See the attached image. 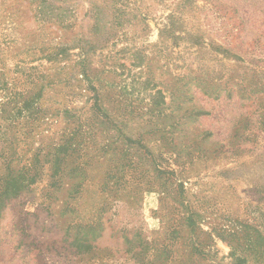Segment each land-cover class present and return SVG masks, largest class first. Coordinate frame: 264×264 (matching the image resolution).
I'll return each instance as SVG.
<instances>
[{"label": "rangeland", "instance_id": "obj_1", "mask_svg": "<svg viewBox=\"0 0 264 264\" xmlns=\"http://www.w3.org/2000/svg\"><path fill=\"white\" fill-rule=\"evenodd\" d=\"M75 129L70 196L55 155ZM103 208L101 250H50L44 229ZM40 257L264 264V0H0V264Z\"/></svg>", "mask_w": 264, "mask_h": 264}, {"label": "trees", "instance_id": "obj_2", "mask_svg": "<svg viewBox=\"0 0 264 264\" xmlns=\"http://www.w3.org/2000/svg\"><path fill=\"white\" fill-rule=\"evenodd\" d=\"M179 98L173 99L172 97L171 103L178 102V105H180L181 100H182V105L184 106L185 101L193 100L194 96L192 95V98L191 96L189 97L186 96V98H183V99H181V97ZM219 98H221V96ZM97 105H98V99L95 98L92 108L99 111ZM194 110H195L194 112L192 110L185 111L188 119H190L192 116H195L196 117L195 120H197L199 116L201 115H204V116L209 115V113L205 112L203 109L195 108ZM92 136L95 137L92 131H90L91 140H93ZM83 137L84 135L80 132L79 129H75L74 132H70V135L68 136V141L65 142L64 145H59L56 151V155H55V174L58 177L61 176L60 180L58 181V183L60 182L59 189L63 188V179L67 177L66 174H68V176L72 177L73 179L72 184L70 185V193H69L70 196L75 195L77 193L78 194L81 193L82 189L84 188L88 180V175H85L87 168H88V164L81 165V166L80 164H77L75 167H73V169L67 171V168H68L67 157L69 155V152H72L75 154V152L81 151L82 145H84L86 150L90 149L88 145L85 144ZM77 140H80V141H77ZM105 147H107V145L97 148L95 152H98L100 155L103 156L102 151H103V148ZM135 147H137L138 149L146 150V145L143 141H139V143H137ZM89 154L90 152H88L86 156H88ZM89 159H94V158L90 157ZM113 179H114L113 185L116 188L123 185V182L121 183L122 178L119 179V178L113 177ZM108 183L109 181L102 184V186H104V190H107L109 186ZM67 209L69 210L65 211V213L67 212H68L67 214L71 213L70 216H75V214L78 213V211H76V209L73 208V206L71 207V205L68 206ZM101 213H102V217L98 219L99 220L97 222L98 224L83 225L82 223H77V221L73 219L72 221H70L71 223L67 225L65 224L60 227L50 228V229H47V231L44 229L43 233L47 232L51 235H63L61 240L57 239V240L52 241V244L50 245V250L57 253L63 259L69 258L71 260H74L76 258L84 259L88 256V254L92 253L93 251L95 253V251L101 250V247H99L96 241L102 236V234L105 231L103 227V223L101 221L103 219V216L107 213L106 208L101 209ZM22 232L27 235L31 233L29 227L26 229H22ZM127 244H128V248L131 249V246H132L131 241H128ZM36 246H38L39 248L43 247L42 245H36ZM41 257L38 259L37 263L46 264V260Z\"/></svg>", "mask_w": 264, "mask_h": 264}]
</instances>
